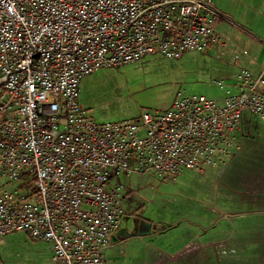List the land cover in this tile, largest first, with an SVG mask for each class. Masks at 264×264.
I'll return each mask as SVG.
<instances>
[{
    "label": "built area",
    "instance_id": "1",
    "mask_svg": "<svg viewBox=\"0 0 264 264\" xmlns=\"http://www.w3.org/2000/svg\"><path fill=\"white\" fill-rule=\"evenodd\" d=\"M219 17L212 0H0V178L12 187L0 242L24 232L50 245V264H104L124 214L118 179L222 170L243 116L264 123L262 79L247 69L220 102L177 92L115 122L91 118L78 91L99 69L211 50Z\"/></svg>",
    "mask_w": 264,
    "mask_h": 264
},
{
    "label": "crops",
    "instance_id": "2",
    "mask_svg": "<svg viewBox=\"0 0 264 264\" xmlns=\"http://www.w3.org/2000/svg\"><path fill=\"white\" fill-rule=\"evenodd\" d=\"M212 4L220 15L214 31L221 43L206 60L215 85L224 96L244 68L261 77L264 96V0ZM210 189L201 204L186 199L153 211L122 208L102 252L104 264H264V123L256 117L243 116L233 132L232 157ZM125 194L124 188L122 199Z\"/></svg>",
    "mask_w": 264,
    "mask_h": 264
},
{
    "label": "rangeland",
    "instance_id": "3",
    "mask_svg": "<svg viewBox=\"0 0 264 264\" xmlns=\"http://www.w3.org/2000/svg\"><path fill=\"white\" fill-rule=\"evenodd\" d=\"M208 57L209 52H187L179 60L146 56L123 67L99 69L81 79L80 104L95 121L115 122L134 118L145 110L163 111L177 92L220 102L223 94L214 83L217 77L206 60ZM196 171H184L165 180L151 174L122 177L118 182L128 194L122 199V192L120 206L126 211L141 208L153 211L169 201L207 202L218 171L205 169L202 174ZM11 189L0 178V191ZM50 253L48 243L35 241L24 232L9 234L0 242L2 264H50Z\"/></svg>",
    "mask_w": 264,
    "mask_h": 264
}]
</instances>
